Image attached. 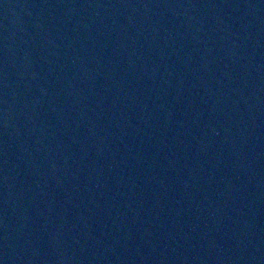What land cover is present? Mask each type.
<instances>
[{"label":"water","instance_id":"1","mask_svg":"<svg viewBox=\"0 0 264 264\" xmlns=\"http://www.w3.org/2000/svg\"><path fill=\"white\" fill-rule=\"evenodd\" d=\"M0 264H264V0H0Z\"/></svg>","mask_w":264,"mask_h":264}]
</instances>
